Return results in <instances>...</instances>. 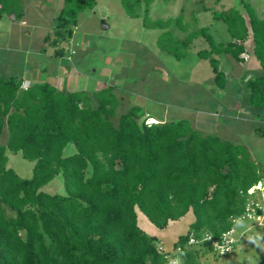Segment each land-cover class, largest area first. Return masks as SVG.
<instances>
[{
	"label": "trees",
	"instance_id": "1",
	"mask_svg": "<svg viewBox=\"0 0 264 264\" xmlns=\"http://www.w3.org/2000/svg\"><path fill=\"white\" fill-rule=\"evenodd\" d=\"M154 1L122 4L146 28L163 29L157 44L178 60L203 36L209 48L198 55L209 60L219 86L226 79L218 56L227 52L239 59L249 28L264 67V19L247 0L239 1L250 27L238 8L214 11L235 39L228 43L217 42L208 27L179 39L170 27L188 31L190 24L183 14L153 18ZM96 3L65 0L56 27L71 36L78 13ZM5 15L22 18L23 0H0V20ZM66 38L57 31L46 41ZM251 83L258 102V84ZM119 103L113 86L93 93L62 91L49 82L24 88L19 76L0 75V136L9 130L7 143H0V264H170L158 237L139 225L137 209L158 228L194 211L189 231L174 242L183 248L184 264H200L195 247L186 248L191 234L220 237L233 226L232 216L245 207L243 193L262 177L248 148L204 135L189 119L147 124L139 106L115 122ZM69 144L75 151L66 154ZM8 151L34 162L32 176L8 166ZM59 174L65 193L44 191Z\"/></svg>",
	"mask_w": 264,
	"mask_h": 264
},
{
	"label": "crops",
	"instance_id": "2",
	"mask_svg": "<svg viewBox=\"0 0 264 264\" xmlns=\"http://www.w3.org/2000/svg\"><path fill=\"white\" fill-rule=\"evenodd\" d=\"M247 1L253 5L259 17L264 19V0ZM156 2L157 0L151 4L150 8V14L153 18L176 17L183 14L185 23L190 24L188 31L181 30L175 23L170 27L179 39H185L191 31L208 27L217 42L228 43L235 40L228 28L231 38L229 40L217 39L211 29L214 23L199 25V18L191 11V8H187L183 4H180L178 8L179 0L165 1L172 3V5L176 3L175 8H177L178 14L169 13L156 17L153 15ZM64 4L65 0L29 1L30 8L44 10L46 7H52L58 9L59 13ZM23 5L24 15L20 19L26 17V4L23 2ZM97 6L98 2L94 8ZM230 7L233 6L224 7L222 10ZM203 8L204 10H212V22L216 23L222 20L214 18V11L222 10H215L206 4ZM242 13L250 27L246 10ZM5 17L20 20L7 15L3 18ZM125 19L121 23L123 26L121 28L118 26L117 33H109L105 39H101L102 36L99 35L96 41H92L90 39L92 36L85 31H81V29L78 30V27V31L73 30L72 35L66 39L67 41L63 39L57 44L52 40L46 41V37L50 33L48 31L43 32V41L37 48L32 49L30 46L19 48L18 51L21 56H11L10 62L16 70L10 68L13 72L8 74H3L0 71V75L6 78L17 75L23 79V84L27 86L35 82H49L62 91L83 89L93 93L108 86H113L120 101L119 106L124 99L128 100L130 103L129 108L131 106L141 107L143 118L148 116L155 119L156 122L161 121L158 116L152 114L151 108L164 103L171 108L187 107L195 115V120L193 122V119L189 117L182 119H189L193 127L201 133H205V135H215L234 144L244 145L248 148L258 166L263 167L260 164L264 165V67L254 52V38L251 28H249L248 38L244 41L245 51L241 53L239 59L227 52H223L218 56L220 68L225 73L226 79L225 85L219 86L209 60L198 55L199 50L209 48V45L208 47H196V42L204 38L203 36L196 37L187 56L178 60L157 44L158 36L163 29L146 28L143 25L144 29L159 31L156 39L150 44L138 38L132 32V29H136L133 24L134 21H129L127 17ZM111 27V24L105 22V29ZM64 40L68 46H64ZM131 42L135 44L134 48L129 47ZM50 43L52 44L50 45ZM47 44L50 46L48 47ZM91 48L96 49L99 55L98 53L91 54L88 50ZM72 50L75 53L72 54ZM31 54L34 55L33 59L27 57ZM170 56L177 60L174 67L169 65ZM191 56H193L192 60ZM95 58H102L98 67H103L109 71L107 77L99 75L98 70L91 65L94 64L93 59ZM203 59L208 60L210 67L203 65L204 63L201 61ZM134 70L138 72L134 73ZM170 78L176 80V86L172 90L182 94L178 95V98L173 97V101L168 100L171 99L168 85L171 81ZM252 81H256L258 84L259 92L256 97L258 102H255L253 98ZM189 84L193 85V90L185 92V86ZM128 85L129 89L124 91V93L130 94V98L127 99L124 96L125 94L120 93V90ZM164 98L165 101H163ZM8 166L10 167L9 161ZM146 221L148 222L147 225L143 221H139L142 224L140 226L146 232L157 236L161 242H164L167 227L158 228L149 219ZM172 221L175 220H170L168 226Z\"/></svg>",
	"mask_w": 264,
	"mask_h": 264
},
{
	"label": "rangeland",
	"instance_id": "3",
	"mask_svg": "<svg viewBox=\"0 0 264 264\" xmlns=\"http://www.w3.org/2000/svg\"><path fill=\"white\" fill-rule=\"evenodd\" d=\"M30 0H23L26 4V17L20 20H12L9 17H5L2 19L0 23V71L3 74H8L9 72H13L12 70H16L15 67H12L11 64V56L19 55V48H27L28 46L32 47V49L37 48L39 44L43 41V32L48 31L52 37H55L57 31H60L65 37H70L68 35L67 28L59 29L56 27L57 17L59 15V10L54 9L52 7L41 9L30 8L29 5ZM98 2V6L96 8H88L84 11H81L77 15V25L74 24L70 28L72 31L81 29V31H85L90 34L92 37V41H96L98 36L101 35V39H105L106 35L109 33L118 31V26L121 28L123 25L121 24L123 20L127 17L129 21H134L133 24L136 29H132V32L138 37L146 41L147 43H153L156 39L159 31L158 30H147L143 28L142 18L132 19L127 16V13L122 4V0H96ZM203 1V2H201ZM219 1V0H218ZM216 0H179L178 8L180 4H183L187 8H191V11L199 18V25H206L210 23H214V26L211 28L212 33L217 39L229 40L231 38L226 24L223 20H219L216 23L212 22V10H204L203 6L206 4L207 6H211L215 10H222L224 7L233 6L235 8L240 9L242 12H245L243 5L239 0H220L219 2ZM201 2V3H200ZM217 2V3H216ZM176 3L172 5V3H167L164 0H157L155 7L153 9L154 16H163L165 14H176L177 8H175ZM187 10V9H186ZM180 12H182L180 10ZM179 12V13H180ZM178 14V13H177ZM126 20V19H125ZM105 22L107 24H111V28H104ZM77 30V31H78ZM132 33V34H133ZM138 34V35H137ZM116 35V34H115ZM66 38V39H67ZM65 39V40H66ZM95 39V40H94ZM64 40V46H66V41ZM52 43H50L51 45ZM129 45L130 48H134L135 44L132 42ZM48 47L50 46L47 44ZM95 45V44H94ZM196 47H208V43L204 38L200 39L196 42ZM68 46V45H67ZM95 47V46H93ZM91 54L98 53L96 49H88ZM100 52V48H99ZM71 53V51H70ZM75 53L72 50V54ZM99 55V53H98ZM71 56V55H70ZM30 59H33L34 55L27 56ZM104 58V57H103ZM106 58V57H105ZM191 60L193 56L190 57ZM102 58L93 59L94 64H91L98 70V74L102 77L108 76V70L103 67H98V64ZM29 61V59H28ZM204 66H209L208 60H201ZM177 60L170 56L169 65L174 67ZM189 64V63H188ZM11 68V69H10ZM138 72L134 70V73ZM169 88L171 99L168 100L173 101V97H177L178 95H182L173 91L172 89L176 86V80L170 78ZM126 85V84H124ZM102 86V85H99ZM115 89V88H114ZM129 89V85L120 90L121 94H125L124 96L130 98V94L124 93V91ZM193 90V85L189 84L185 86V92H190ZM116 93V92H115ZM132 99V96H131ZM165 101V98L163 99ZM130 106L128 100H123L119 108H117V115L114 117L115 122L118 121L119 116L126 112ZM184 106V105H182ZM152 114L158 116L161 122H175L182 118L189 117L195 120L194 114L186 108H171L169 105L167 106L165 103L163 105H158L154 108H151ZM147 117V116H146ZM145 118V117H144ZM143 114L140 118L142 121ZM156 122V121H155ZM205 135V133L202 132ZM9 136V130L6 126L2 135L0 136V143H7ZM75 151V146L73 144H69L66 149V154H71ZM9 155V165L14 168L16 172L22 177H30L33 173L34 162L23 157L21 152L13 153L8 151ZM264 167L263 164H260ZM260 167L262 170V176H264V168ZM44 191L49 193H65L64 188V176L62 174L57 175L50 183L43 186ZM139 212V221H143L144 224L147 225L148 217L140 210ZM11 214V213H10ZM195 220L194 211L191 209L185 216L181 217L178 220L172 221L169 226H167L164 238V242L159 243V245L166 247L169 251L173 250L174 241L179 238L180 235L186 234L189 231L190 223ZM139 225L142 224L139 222ZM142 228V227H141ZM244 234L240 237L242 231ZM238 243L236 248L227 254L219 255L215 253L212 249L206 246H198L195 249L198 251V259L200 264H264V224L258 225L256 223H242L238 227L237 233ZM184 260V258H183ZM185 263V261H184Z\"/></svg>",
	"mask_w": 264,
	"mask_h": 264
},
{
	"label": "built area",
	"instance_id": "4",
	"mask_svg": "<svg viewBox=\"0 0 264 264\" xmlns=\"http://www.w3.org/2000/svg\"><path fill=\"white\" fill-rule=\"evenodd\" d=\"M28 86L23 84L24 88ZM146 122L147 124H152L155 122V119L147 116ZM241 192L243 193V191ZM243 194L246 199L244 210L241 214L232 216L233 226L229 230L225 231L220 237H215L210 232H205L201 236L191 234L186 248L203 246L205 243H208L215 253L224 255L236 248L238 243V227L242 223L264 224V176L250 186ZM244 232L245 230L241 232L240 237ZM158 249L161 252L167 253L170 264H184L183 248L181 246H174L173 250L169 251L166 247L158 245Z\"/></svg>",
	"mask_w": 264,
	"mask_h": 264
},
{
	"label": "clouds",
	"instance_id": "5",
	"mask_svg": "<svg viewBox=\"0 0 264 264\" xmlns=\"http://www.w3.org/2000/svg\"><path fill=\"white\" fill-rule=\"evenodd\" d=\"M154 123V122H153Z\"/></svg>",
	"mask_w": 264,
	"mask_h": 264
}]
</instances>
